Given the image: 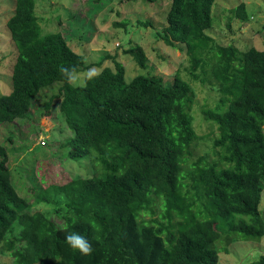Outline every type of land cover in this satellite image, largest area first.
Segmentation results:
<instances>
[{"label":"trees","instance_id":"obj_1","mask_svg":"<svg viewBox=\"0 0 264 264\" xmlns=\"http://www.w3.org/2000/svg\"><path fill=\"white\" fill-rule=\"evenodd\" d=\"M169 2L166 26L155 35L186 46L194 79L199 68L211 66L220 100L204 113L219 131L216 157L195 155L201 136L190 112L193 88L180 73L173 82L146 74L128 80L115 60L84 84L69 83L61 66L75 74L94 64L69 43L74 33L43 29L36 0H16L7 25L17 57L13 88L0 95V125L31 119L41 90L62 82L34 114L49 115L63 96L61 109L74 133L63 156L88 159L92 173L47 186L34 175L26 196L12 183L0 142V247L14 264H217L229 244L263 239L264 50L216 44L206 33L216 0ZM236 16L249 19L244 3ZM127 52L147 67L141 45ZM38 204L49 209L33 211ZM61 229L85 236L92 255L70 248ZM249 264H264V254Z\"/></svg>","mask_w":264,"mask_h":264},{"label":"rangeland","instance_id":"obj_2","mask_svg":"<svg viewBox=\"0 0 264 264\" xmlns=\"http://www.w3.org/2000/svg\"><path fill=\"white\" fill-rule=\"evenodd\" d=\"M36 9L45 31H61L72 34L69 43L80 54H85L86 64L94 66L79 73L74 84H84L89 71L99 73L104 67H114L115 60L121 61L126 68V79L137 74L163 76L165 82H173L176 73H180L193 88V103L190 112L196 132L201 139L195 155L209 154L216 157L214 139L219 131L216 124L205 119V110L212 109L220 100V94L211 82V66L204 72L197 71L198 79L190 75V55L186 46H171L155 35L156 27L162 30L166 26V11L169 0L148 2L147 0H36ZM16 0H0V95L8 94L13 88L12 63L17 57L8 19L15 11ZM241 3L246 5L248 20L236 16ZM213 26L206 29L217 45H234L241 51L251 47L264 50V0H216L212 9ZM75 22L71 30V23ZM140 22H150L144 26ZM155 27V28H154ZM141 45L148 57L146 68L140 67L131 54L130 47ZM7 54L3 65L1 58ZM211 54L204 53L202 57ZM102 64L96 65L101 62ZM211 59L209 63H213ZM61 83L45 87L37 99L36 108L59 93ZM63 96L55 98L49 115L34 114L31 119L0 125V142L7 147L8 165L12 183L26 196L32 195L34 175L44 177L42 186L50 183H65L78 175L87 176L89 160L65 159L66 138L74 133L68 127L61 109ZM102 165L99 162V168ZM88 168V169H87ZM38 172V175L36 173ZM88 170V171H87ZM35 199L31 198L33 202ZM35 204V203H34ZM46 210L48 206L38 204L35 210ZM260 209L264 216V190ZM264 254V237L258 241L239 240L228 245V251H219L217 264H249ZM0 264H14L13 257L1 251Z\"/></svg>","mask_w":264,"mask_h":264},{"label":"clouds","instance_id":"obj_3","mask_svg":"<svg viewBox=\"0 0 264 264\" xmlns=\"http://www.w3.org/2000/svg\"><path fill=\"white\" fill-rule=\"evenodd\" d=\"M59 71L62 75L66 77L69 83L74 84L78 79L77 75L74 74V69L70 70L61 66ZM94 75V71L90 70L88 73V78L91 79ZM61 230L65 231V241L67 242L70 248L78 250L81 256L84 257L92 255L93 245L88 239L85 238V236L77 232H68L66 229Z\"/></svg>","mask_w":264,"mask_h":264}]
</instances>
